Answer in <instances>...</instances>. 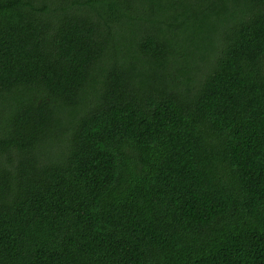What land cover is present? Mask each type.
<instances>
[{
    "label": "trees",
    "instance_id": "16d2710c",
    "mask_svg": "<svg viewBox=\"0 0 264 264\" xmlns=\"http://www.w3.org/2000/svg\"><path fill=\"white\" fill-rule=\"evenodd\" d=\"M0 264H264V0H0Z\"/></svg>",
    "mask_w": 264,
    "mask_h": 264
}]
</instances>
